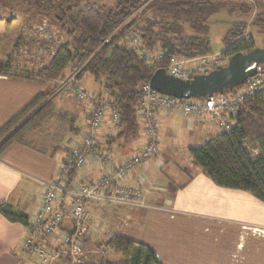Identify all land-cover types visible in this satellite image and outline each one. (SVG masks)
<instances>
[{
	"label": "trees",
	"instance_id": "1",
	"mask_svg": "<svg viewBox=\"0 0 264 264\" xmlns=\"http://www.w3.org/2000/svg\"><path fill=\"white\" fill-rule=\"evenodd\" d=\"M236 1L0 0V9L50 17L68 36L51 60L40 68L14 69L9 62H0V73L50 83L60 82L74 72L81 82L85 75L91 74L101 86L96 92L98 96L106 94L120 116L116 131L108 139L109 145L123 138L132 150L131 141L138 139L141 132L137 107L143 99L140 85L149 82L157 67L166 68L174 58L211 53L209 19L226 6L235 11ZM251 1L243 0L239 10L247 8V15L252 16L250 23L264 35V9H258V3L264 0ZM14 18L12 14L0 16V22L11 23ZM250 23L235 21L225 33L222 52L228 59L238 52H250L258 47L254 37L248 34ZM133 33L142 37L149 50H161L163 57L148 65L127 42ZM2 38L0 32V45ZM230 91L234 88L226 90ZM50 94L39 93L0 127V157L14 142H29L28 133L39 128L53 113ZM232 119L235 123L230 130H221L208 142L190 147L189 153L217 185L250 192L264 201V91L245 98ZM250 143L258 146L257 153L252 151ZM76 179L77 173L72 169L70 183ZM0 214L11 221L29 224V216L9 201L0 202ZM86 242L87 238L85 249ZM106 244L113 247L116 257L86 264H163L153 249L116 235ZM28 250L37 251L35 246Z\"/></svg>",
	"mask_w": 264,
	"mask_h": 264
},
{
	"label": "crops",
	"instance_id": "2",
	"mask_svg": "<svg viewBox=\"0 0 264 264\" xmlns=\"http://www.w3.org/2000/svg\"><path fill=\"white\" fill-rule=\"evenodd\" d=\"M2 22L7 24L6 27H0L3 42L5 36L11 38V35L4 32L16 36L19 20L15 17L11 23H0ZM18 42L17 39L13 41L10 47L12 50L9 48L3 54L0 51V62H9L14 69L40 68L42 64L36 61L34 63L38 66H32L33 60L30 57L25 60L28 66L14 64V60L22 59L23 56L14 54L12 47L18 46ZM58 84L59 82L50 83L42 79L0 73V127L36 95L51 93ZM52 99L53 113L39 128L28 133L29 142H14L0 157V202H11L29 218L40 204L43 183L54 179L59 166L65 161L66 145L75 144L88 130L91 104L88 108H78V100L74 97L76 102L66 97L59 101H55L53 97ZM62 108L69 119L68 131L61 138H54L52 135L62 124L52 123L46 130L43 126L53 120L56 112ZM77 117L79 124L75 121ZM179 123L189 132L198 129L207 134L209 132L207 137L211 139L220 132L204 119L185 117L179 113L162 114L160 131L163 129L172 133ZM112 132L114 124L108 112L98 131V137L101 151L115 159L135 150L145 140L141 128L132 150L117 151L114 144L110 146L108 143ZM190 147L193 146H189L188 150ZM168 163L167 157H159L157 153L151 161L122 180L128 185L143 186L147 206L119 204L110 208L98 202L89 204L85 262H90L87 259L89 249L116 235L153 249L163 264H264V201L250 192L217 185L200 167H194L192 175L182 167V173L187 175L162 177L156 169L162 170ZM99 175L100 171L92 163L81 171L78 179L93 180ZM140 176L144 178L142 183ZM115 224L119 225L116 234L105 238L98 236L100 229ZM25 235L26 225L0 214V264H45L39 260L36 250H26L22 246ZM40 245L43 242L35 248ZM91 262L94 263L93 260Z\"/></svg>",
	"mask_w": 264,
	"mask_h": 264
},
{
	"label": "built area",
	"instance_id": "3",
	"mask_svg": "<svg viewBox=\"0 0 264 264\" xmlns=\"http://www.w3.org/2000/svg\"><path fill=\"white\" fill-rule=\"evenodd\" d=\"M127 42L148 65H153L164 55L161 50H149L138 34H130ZM227 62L228 58L221 51L192 58H174L166 69L174 76L190 79L194 75L209 73ZM241 85L232 92L179 98L157 91L149 82L143 83L139 87L143 99L137 107L145 140L139 143L135 150L115 159L107 152L101 151L98 137V131L108 112L114 124V132L116 131L120 116L115 104L105 95L98 96L94 90L83 87L76 79V72L61 80L56 93L65 91L76 100L92 105L88 130L75 144L66 145L67 155L56 176L43 183L41 201L26 225L22 246L28 250L43 242V245L38 246L37 253L39 260L45 264H86L82 255L89 229L90 203L98 202L106 206H147L143 186L128 185L122 180L156 156L161 142L160 116L164 113H179L185 117L203 118L215 123L221 130L228 131L234 125L232 118L238 114L245 98L264 91L263 65H259L258 73ZM92 163L98 168L100 175L93 180L78 179L81 171ZM72 169L76 171L77 179L70 183ZM140 180L141 183L144 181L143 176H140Z\"/></svg>",
	"mask_w": 264,
	"mask_h": 264
},
{
	"label": "rangeland",
	"instance_id": "4",
	"mask_svg": "<svg viewBox=\"0 0 264 264\" xmlns=\"http://www.w3.org/2000/svg\"><path fill=\"white\" fill-rule=\"evenodd\" d=\"M106 1L109 3L112 2V0ZM244 1H249L250 3L252 2L251 0ZM242 2L243 0H237L235 3H237L238 5L233 3L237 8L235 11H230V8H228L229 6H226L224 7V9L220 10L210 17L208 35L211 39V53H217L224 50L222 39L227 30L232 26L233 22L244 20L247 23H250L252 16L247 15L248 11H245L247 8L244 7L245 9H242V12H240L239 10V7L241 5L240 3ZM258 9H264L263 2L260 1L258 3ZM11 14L14 16L16 15L15 17L19 20L17 24L18 27L15 30L16 36L11 33L8 34L7 32H4L7 35H11V38L8 39V36H5L4 41L0 45V51L2 54L6 53L7 50H9V48L12 46L13 41L15 42L17 39L19 41L17 44L18 46L12 47L14 49V54L18 53L23 56L22 59L18 58L14 60L15 65L21 64L24 66H28L29 64L25 63V60H27V57H30V59L33 60V67L38 66L34 63V61L39 62V64H42L41 66H43L50 61L52 54L59 47V45L68 40V36L66 35V33L60 28L59 25L52 21L50 17L47 18V16L43 14L31 13L26 11H13L6 8L0 9V16L6 17ZM5 23H0V27H6L7 24ZM187 31L190 32L189 29H187ZM248 34L254 37L258 47L263 48L264 35L259 32L257 30V27L253 26L251 23L248 27ZM12 36L14 37V39ZM10 50L12 49L10 48ZM80 84L86 89L94 90L95 92H98L101 87L91 74L85 75ZM57 88L52 90L50 94V97H53L55 101H59L61 98L66 97L69 100H71L72 98V100L76 102V100H74L71 94H69L68 92L60 90L58 93H56ZM105 96L107 97L106 94ZM76 103H79L77 104L79 105L78 108H88L90 106V103L86 102L77 101ZM78 118L79 117H77L75 120L77 124L80 123V120ZM138 119L141 125L142 119L140 114H138ZM204 121L208 120L204 119ZM208 122L213 124L217 130L221 131V129L218 128L215 123L211 121ZM52 123H55L56 125H58L59 123L62 124V126H58L55 134L52 135L54 138H61L66 134V131H68L67 126L69 124V119H67L63 108L56 112V114L54 115V119L47 122V124L43 126V129L46 130ZM202 123L206 124L205 122ZM208 134L207 132H200L199 129L194 130L193 132H189V130H187L186 127L180 123L177 124L176 127H174L172 133H167L162 129L160 131L162 141L158 145L157 153L159 157H167L169 163L162 170L161 168H157L156 170H158V173L160 172L159 174L162 177H171L175 174L187 175V173L192 175L194 173V167H200V165L192 158L189 153L188 147L200 146L208 142L209 140H211V137H207ZM137 140L138 139L132 140L131 143L134 144L135 142H137ZM125 143V140L123 138H120L114 143V147L117 151H123L126 149L128 150V145H125ZM250 147L254 153H257L258 146L255 143H250ZM182 167L187 170V173H182ZM118 227L119 225L117 224L111 227H104L98 231V236L100 235V237L103 238L110 235L112 236L113 234L117 233ZM108 239H105L103 242L98 243L94 248H88V261L91 262L93 260L94 262L96 261L95 263H98V259L102 260L103 258L116 257V253L113 247L106 244ZM82 257L84 259V253Z\"/></svg>",
	"mask_w": 264,
	"mask_h": 264
},
{
	"label": "water",
	"instance_id": "5",
	"mask_svg": "<svg viewBox=\"0 0 264 264\" xmlns=\"http://www.w3.org/2000/svg\"><path fill=\"white\" fill-rule=\"evenodd\" d=\"M259 65H264V48L257 47L250 52H238L227 64L190 79L174 76L165 67H157L149 83L157 91L179 98L212 96L225 93L229 88L236 90L238 85L258 73Z\"/></svg>",
	"mask_w": 264,
	"mask_h": 264
}]
</instances>
